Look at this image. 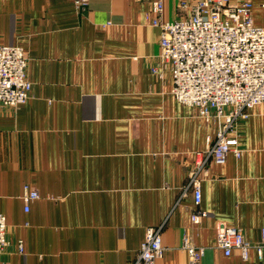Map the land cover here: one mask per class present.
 <instances>
[{"label": "crops", "instance_id": "obj_1", "mask_svg": "<svg viewBox=\"0 0 264 264\" xmlns=\"http://www.w3.org/2000/svg\"><path fill=\"white\" fill-rule=\"evenodd\" d=\"M76 1L0 0V45L24 48L32 82L25 103L0 109L2 261L127 264L164 224L156 264H189L186 233L205 248L197 264H264V103L239 122L241 156L210 163L201 203L189 190L177 204L217 124L173 94L154 0ZM253 2L264 25V0ZM163 3V20L185 14L179 0ZM26 184L40 194L28 210ZM197 208L208 216L195 222ZM218 221L251 241L247 258L217 246Z\"/></svg>", "mask_w": 264, "mask_h": 264}, {"label": "built area", "instance_id": "obj_2", "mask_svg": "<svg viewBox=\"0 0 264 264\" xmlns=\"http://www.w3.org/2000/svg\"><path fill=\"white\" fill-rule=\"evenodd\" d=\"M80 7L86 0H77ZM185 13L174 20H163V0H154L153 23L160 27L159 58L170 65L172 92L178 101L195 106L205 123H216L215 137H209L205 150L196 153L188 170L177 204L189 190L198 206L202 199V181L209 176L211 162L224 163L232 152L242 154L239 146V122L249 116L252 106L264 103V25H257L253 16V0H179ZM28 56L19 45H0V109L18 106L31 97L32 82L28 77ZM156 71V69H154ZM39 192L29 184L24 186L26 209L39 198ZM197 222L208 212L197 208L191 213ZM164 224L147 228L144 240L134 259L127 264H156L163 257ZM217 246L225 255L238 249L247 258L251 241L238 227L225 221L216 224ZM19 251H24L22 240ZM7 221L0 211V264L8 245ZM264 247V227L260 245ZM183 248L189 254V264H197L205 253L189 234L183 238Z\"/></svg>", "mask_w": 264, "mask_h": 264}]
</instances>
